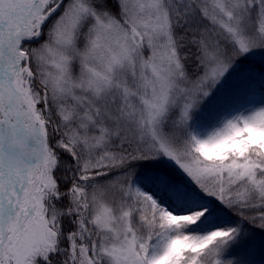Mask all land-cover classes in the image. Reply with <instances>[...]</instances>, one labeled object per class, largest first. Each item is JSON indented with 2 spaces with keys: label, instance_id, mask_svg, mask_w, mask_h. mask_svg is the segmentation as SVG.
I'll use <instances>...</instances> for the list:
<instances>
[{
  "label": "snow or ice",
  "instance_id": "obj_1",
  "mask_svg": "<svg viewBox=\"0 0 264 264\" xmlns=\"http://www.w3.org/2000/svg\"><path fill=\"white\" fill-rule=\"evenodd\" d=\"M0 264H264V0H0Z\"/></svg>",
  "mask_w": 264,
  "mask_h": 264
}]
</instances>
